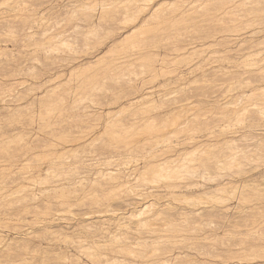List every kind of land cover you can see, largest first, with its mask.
<instances>
[{"label":"bare ground","instance_id":"obj_1","mask_svg":"<svg viewBox=\"0 0 264 264\" xmlns=\"http://www.w3.org/2000/svg\"><path fill=\"white\" fill-rule=\"evenodd\" d=\"M14 1L15 0H13L12 2ZM25 1L26 0H24V2ZM71 1L70 2L72 4L69 3L68 5L65 3L66 6L68 5L70 7H66V9H64L63 13L65 18L62 20L67 21L68 23H72L71 21L77 18L80 15V13L82 14V12L84 11V13L87 15V17H89V19L87 17L85 18L84 17L85 15L83 14L84 15L83 20L88 19V22L86 23V21L84 20L85 26H81L80 24L75 23L76 21L74 20L75 22L72 23L73 33L68 35H65L62 29L57 32L55 31V29L51 30V27H55L53 24L51 26L50 25L51 23L49 24L50 27L46 25L47 28H42L40 31L37 30V33H39L42 37L52 36V38L49 39L50 41L46 42L47 45L45 44L46 46L42 47L43 50L46 49V53H47L46 55H51V54L53 55V53H51L52 51H56L54 53L60 55V52L67 51L69 49L70 50L72 49V52H74L73 50L75 49L73 48H75L74 45L76 46L75 43L76 40L78 39L75 33H83L86 37L88 36L90 39L91 37L92 39L95 37H98L99 39V35L102 34L100 33L98 35L99 32H102L101 31L102 29L101 30L99 29L102 28L100 27V25L103 26L105 25V23L108 22L104 20L105 21L104 24L99 22L97 24L93 19L94 14L92 12L87 13V11L89 10L90 11L95 10V4L91 2H87V0L86 2L85 0H71ZM121 1L119 2L121 3ZM128 1L130 3L131 0H123L121 6H123L124 8L130 6L128 4ZM137 1L138 0H136V3ZM150 1L145 5L143 4L144 5L143 9L147 10L148 11L147 13H141V11L139 13L135 11L136 13L131 15L132 13L130 14L129 12L130 17L129 16H128L129 18H126L127 16L124 17L125 18L124 22H128V23L132 22L133 24L131 25V23H129L131 26H125L126 29L118 32V37H116L111 42L112 47L110 50L107 49L104 51L99 46L97 49V53H92V55L85 62L74 64L70 68L71 69L70 74L71 73L77 74V72H86L87 70L89 72V70H91L97 64L101 62L104 63L103 60H105L106 54L112 51L113 48L119 46V44L122 45L129 42L132 38H135L137 36L142 37V35H144V32H146L147 34V38L144 36L145 40L149 39L148 37H151L150 34H152V40H153L154 36H156L158 33L162 34L165 31L173 32L174 29H176L175 26L179 25V23H183V22L188 23V21L190 22L194 21V24L195 23L196 24L195 25L193 24L194 26L191 25V27H189V28L193 27L197 29L194 30L195 32L191 30L193 31V35L194 33H196V31H198V29L201 30V32L200 31L198 32L203 34L204 31L205 33L203 35H199V37H196L197 34L195 38L193 37L195 40L196 39L199 40L200 44L193 46L192 48L190 47L187 48L190 43L188 44V46L180 45L181 43L178 44L177 42L181 40L180 38H178V34L181 32L180 31L177 32L175 37H174L175 34H172L173 37L176 38V40L174 41L172 46H170L171 48L169 47V50L171 51L173 50V53L170 54L173 55L174 60L177 59L179 56H180L179 60L181 58H184L182 60H187L189 59V57L185 56L186 53L187 55L188 53L189 54H195L198 52L204 53V51H206L214 44H216L215 46H217V44L219 45V43L223 45V50L221 52L223 55L221 57L224 56V58L223 60L219 61L220 63H222V65L217 67L215 66L212 69L213 73L219 74V76L206 78L205 75L203 77V85L201 84L199 86H195V88L194 86H192V88L194 89L197 88L196 90L198 89L200 90V93L195 94L196 100L191 101L192 103H196L197 105L200 106L205 105L210 107L209 110L216 109L218 111L215 110L203 114L200 113L201 115L195 114L196 112L189 114L185 112L186 114L184 113L183 115H179L180 113L178 112V115H172V116H170L171 114L169 116H159V115L145 116L144 114H141L140 116H134V115L131 116L132 113L131 114L129 113L128 114L129 118H127L128 115L127 116L124 115V116L130 122L125 123L124 122L125 120H123L124 119L123 116L122 119V118H117L118 115L117 116L115 115L119 112L112 114L110 110L105 113L108 115L110 114V116L108 117L107 115H105L106 117L104 116L106 121L108 120V123L105 124L106 121L104 119L105 122L104 121L103 122L105 125L103 124V127L98 128L95 124H89L88 122H90L92 119L100 120L101 116L100 117L98 116L99 113L97 114V116H92V113L94 111L93 110L88 111L87 107L89 105L88 104L85 105V101L87 100L92 103L94 98L99 96L100 94H104L106 96V94L108 93L107 90L119 89L121 92L118 91L119 92L118 94L115 92V94L117 95L114 96L113 98L109 97L112 98L113 100L110 101L112 103L120 105L123 103V102L121 103V101L127 100V105L132 106V108L141 100H145V98L149 99L150 102L155 101L156 98L153 100L152 94L151 93L145 94L144 93L145 90L142 91L143 93H140L139 95L128 97L131 93L137 92V90L139 91L138 87H140V89L142 88L141 87L142 84L140 86H138L139 84H135L136 80L142 79L139 78L140 74L149 72L150 74L151 73L155 74V77L156 75L159 76L158 74H156L157 67L152 64L154 61L157 60L155 59V57H157L159 54L156 53L152 54L149 52L152 55V57H154V60L152 62L150 59L151 55H147L145 53L142 54L141 50L145 46L144 42L147 41L150 42L151 40L145 41L140 37H139L141 39L140 42L138 41L139 39L137 38L138 39L136 40L138 41V43L136 42L137 44L135 45L129 44L130 46H128V48L131 47V49L134 48V50L132 49L130 52L123 51L122 53H119L118 56H116L117 61L114 60L115 62L112 66L113 69L110 68L112 69L110 70V72L112 71L111 72L112 76L103 77L106 78V81L107 79L111 80L112 84L103 81V79H101L100 81L95 80V76L93 75L94 79L90 77H88L87 79H83L82 81L83 90H81L82 92L77 91V87H79L77 86L79 85L78 83L75 87L76 89L69 87L68 90L66 89L67 92H65L64 94L57 91V89L61 87L62 81L61 83L59 82V84L56 83V86L45 85L46 82L48 83L50 81V77H48V79H44L45 81L43 82L33 81L26 84L25 89L27 91L25 93L29 94L30 97L28 100L29 103H27L26 105L32 106L35 103L40 104L42 97L48 98V102L44 106L43 110L42 109L39 110L41 111L40 114L39 111L37 112V114L35 113L36 115L39 114V117L37 116L36 118L38 119V121H40V125H39L40 132H38V134L36 135L33 134L34 138L29 139L24 137L25 135L22 137V134L24 133L27 134V131L25 132L23 130L26 129V126L23 125L25 122L22 123L19 121L22 120L20 117L22 113L19 112L21 109H19L18 106H15L16 108L13 107V109H11L12 113L9 112L11 114V117L8 116L10 118L8 117L6 118L5 116L7 120L16 121V122L9 125L7 123H6L7 125H3L4 122L2 125L0 124V225L4 223L7 224L12 222L11 228H13L14 232L17 235V237L14 236V238L11 237V239H5L0 235V245L3 247L0 249V264H56V263L61 264L66 259L68 260V263L70 262V264H166L169 261H170L169 263L171 264H182V263L183 264H197V263L264 264V243L254 244L251 241V244H245L247 242H244L242 239L244 238L243 236H245L246 238L250 237V239L252 240L255 239V241H257L258 238L256 237L264 236V206L251 203V205L246 206L247 207L246 208L245 205H247V203L244 204V202H249V201L253 202L250 196L251 193L249 192H252V189H255L252 188L254 182H256L257 180L262 182V180L260 179H256L255 181V179L253 178V176H257V174L259 175L258 172L260 171H258L256 175L249 174L250 173L249 171H251L250 167L256 168L257 166L262 165L264 168V46L260 47L258 45L259 48L256 49L254 52L244 53L241 51L242 54L240 53L238 55H240L239 57H242L243 59L239 60L240 59L239 58L237 60L236 59L237 57L235 55V51L237 50V48L235 49V47L237 46L234 47V44L233 45L226 44L229 42H235L236 40H239L241 42L245 41L247 37L242 35L243 34L242 30L246 28L244 26H246L247 24L249 26V24L255 23L257 25V27L254 28L256 29L255 32H260L261 30L260 25L261 23L264 24L263 21L264 19L261 20L262 19L261 14H264V0H226V2H224L222 5L218 3L217 6H215L216 4H214V2L220 0H157V2H154V0L153 2ZM21 2L20 4H22ZM64 2H68V1H64ZM16 3H18V1ZM102 3L103 4L101 3L100 4L102 7H104L105 6L104 1ZM250 3H254L255 7L253 6L254 7V8L252 7L253 9L248 7ZM63 4L64 3H62V5ZM107 4H109V2H107ZM113 4L115 5L116 3ZM17 6H21V5H19L18 3L16 7ZM209 6L210 7L214 6L213 9L210 8L211 11L214 9L216 11L221 10L219 13L215 12L214 10L215 14H213L212 12L213 17L210 18L212 24H214L217 21L222 23L228 22L227 25L212 26V24H210L211 22H209V24L211 25L210 26L208 25L207 22V25L205 27V25L203 26V24L202 25L197 24L200 23V21L203 22L205 21L202 19L201 20L198 19V21H195V18H197V16L204 15L201 14L203 12L200 13L199 11H201L202 9L207 10ZM25 8L24 10H26ZM248 8L252 9L253 11L251 12L250 9ZM7 10L9 11V9ZM115 10H113V12L116 14ZM208 12L209 11H207L206 13L208 14ZM25 13H27V11H25ZM212 14L211 13L208 14L209 17ZM18 15L19 14H17V16ZM107 15L110 14L107 13ZM40 17H42V15H40ZM224 19H227V21H225ZM19 21L20 20L18 21L16 20L17 24ZM56 23H58V21L54 22V24ZM6 25L3 24V27ZM23 25L24 24H22V26ZM113 25L116 26V23H114ZM149 25H152V27H150ZM180 25L182 26V24ZM187 26H185V28ZM198 26L200 28H198ZM29 27H27V29H29ZM82 27L86 29L84 30ZM9 29H11L10 30L11 32H14V30H12L13 27L10 26ZM113 29L112 30L109 29V31L107 32L113 31ZM178 30L179 29H176V31ZM5 32L7 34V31ZM23 32L27 38L33 37L34 33H36V31L34 30L27 31L26 29H24ZM186 33L188 34L187 31ZM245 33L248 34L247 32ZM187 34L186 36L191 35L190 32L189 35ZM171 37H169V39L173 41ZM163 38L161 37V40ZM35 39L36 38H34V40ZM81 40H83V44H84V39L81 38ZM155 40L158 41L156 38ZM33 41H29V42H33ZM100 41H96V43L99 44ZM251 41L252 40H250V42ZM260 41L264 42V35ZM260 41L257 40V44ZM88 43L89 42L86 43L85 40V44L88 45ZM100 43H102V41ZM167 45L169 46L170 44L168 43ZM251 45H253L254 48L256 47L254 43H252ZM125 46L126 44L124 45V48ZM148 46L146 45V47ZM118 48H120V46ZM248 48L250 50V47L247 46L246 49ZM180 49L186 50V52H183V54L181 55ZM189 49L191 51H189ZM6 51H7L6 47H3L0 44V55L5 54ZM115 51H117L116 48ZM237 51L236 53H238ZM212 52L213 51H211L210 54H212ZM217 52L215 53L216 54L220 53L219 51ZM230 52H233V54L231 55ZM170 54L165 53L164 55H166L165 57H168L170 56ZM206 54L209 55L208 52ZM195 55L194 57L196 59ZM208 55H207V60H208ZM38 57H36L35 55L34 59L38 60ZM48 58L51 60L50 57ZM191 58H193V56ZM125 59H127V61L129 62L130 67L131 65L136 63L137 60L139 61L142 60L143 62L139 64L140 69L138 71L136 70L135 67V65L137 66V64L133 66V68L135 67V69L133 68L128 69L129 67H127L126 65L127 69L125 70L124 67ZM171 59L172 58H170L169 60ZM205 59L206 58H204V60ZM61 60L64 59L61 58ZM204 60L202 61L199 60L200 62H202L201 63L202 65ZM147 61L151 63L149 64ZM216 61L217 60L215 58V62ZM146 62L147 64L145 65ZM223 62L226 64L228 63V65L223 64ZM111 63H113V61ZM178 63L179 62H177L176 64ZM208 63H206V66ZM184 64L189 65L188 70H191L190 69L191 65L188 63V61H186ZM166 65H164V70L167 67ZM193 65L195 66L194 63ZM172 66L174 65L172 64ZM172 66H170V68ZM203 67H205V64L203 65ZM28 68H30V70L32 71L34 70L35 67L29 66ZM193 68L190 71V73L194 70ZM158 69L160 70L159 71L160 73H164V72L166 73V71H162L163 68H161L160 66ZM170 70L172 71V69ZM101 71L103 72L104 70L102 69ZM126 71L128 72L126 73ZM107 72L105 75L107 74L109 75V72L108 73ZM29 73L27 76H29ZM171 73H174V71H172ZM100 74L101 72L99 71L97 75ZM129 74L131 75L134 74V75L132 77ZM191 74H193V72ZM150 78L153 79V75H150ZM181 78L182 77H180V79ZM69 79H71L70 82ZM69 79L65 80L66 82L68 80V83L66 84L71 83L72 77H69ZM74 79L77 80L76 77ZM142 80H140V83L145 82ZM192 81L197 82L195 80ZM252 81L256 82V84L251 85ZM164 83H166V85L168 84L167 82ZM171 85L173 84L171 83ZM190 85L191 84H189V86ZM35 88L40 89V96L36 94L37 97H34L35 93L33 92V90ZM160 91L162 90L160 89ZM179 91L180 90H178V93ZM23 92L18 91L16 96H20ZM164 92L167 93L165 89ZM176 92L177 91H174L175 94ZM146 93H148L147 90ZM70 95L73 96L72 101H69L70 99L68 100ZM162 96L163 99L161 97L160 98L164 100V102L166 101L165 103L168 104L171 101V99L169 97H166V95H162ZM192 96L193 95L191 96L189 95V97ZM176 98L177 97H174V99L172 98L173 99L172 103L177 102ZM103 99L101 98L100 101H102ZM177 99H179L180 101L181 98H177ZM187 100H189V98H186V100H182L181 103ZM104 101L103 103H105ZM30 108L28 109L29 112L32 113L35 111V109L33 108L30 109ZM37 108H39V105ZM159 108L161 109L163 107H159ZM184 109L182 107V110ZM28 110L27 111L24 110V111L28 112ZM70 110L76 111L75 115L73 114H71L73 116L66 115V113L68 112H74ZM199 110L201 112V109ZM79 112H81V115L79 114ZM143 112L146 113V111ZM175 114H177V112H175ZM35 116L31 115V117L29 118L30 122L36 119L34 118ZM3 117L4 116H2V118ZM121 119L123 120V122L121 121ZM26 121H28V118ZM62 122H67V124ZM18 123L19 125H17ZM197 125L201 127L203 126L204 129L199 127L202 130L200 132L198 131L199 129H197V132H199L200 134L197 133V135H195L196 130L193 128L194 127L197 128L198 127ZM19 129H21V131H18ZM191 131L192 132L194 131L195 134L194 133L191 134L192 133ZM30 132L31 131L29 130V133ZM188 132L191 133L188 135ZM30 136L28 135V137ZM184 144H188L189 146H183ZM39 158H41L42 161L40 164H37V167L35 166L38 172L37 175L39 177L38 180L39 185L38 187H36L37 191L36 190L34 191L33 190L34 188L31 189L26 186L24 187L25 185L24 182L25 180L27 182L28 180H31L33 178L38 179V177L37 176L33 177L32 174L25 171V169H23L22 171L21 169L22 167H20V165L24 166L27 169L28 165L26 167L25 164L28 161L29 162L33 161L34 163L35 160L38 161ZM134 160L139 161V163L133 164L131 166V162ZM25 161L27 162L24 164L23 162ZM31 166L32 165H30V167ZM32 167L35 168L34 165ZM263 171L264 170H262L261 173H263ZM130 177H132L134 181H129ZM37 179L35 182H37ZM262 183L260 185L259 182V186H263ZM29 184L32 185L31 182ZM257 186L258 184H256V187ZM247 189L248 191L249 190L250 191L248 192ZM256 190L257 189H255L254 191ZM263 191L264 190L262 189V192ZM246 192L249 193V195L246 194ZM255 194L256 193L252 195ZM149 196L151 197L158 196L160 199L162 198V200L165 199L166 204L169 205H171L172 199L176 201L181 200L183 201L182 204L184 202L187 204V207L184 206L176 207L174 205H173L174 207H169L170 211L171 209L174 210V212L171 211L172 213L177 214V217H175V214L169 213L168 209L166 210V212L168 211V213L164 212L163 208L162 207L160 208V206L159 208L156 209L154 207L155 202H152L150 205L144 204L147 197ZM260 196L261 195H259V197ZM254 198L257 199L258 195L257 197ZM36 200H41L42 202L40 203L42 205H39L40 203L32 205V202L33 201L35 202ZM113 201L115 202L117 201V203L120 201L121 204L124 205V208L126 207L130 210L131 217L136 216L139 218L138 224L136 223L137 225L134 226L136 228H132L130 226L131 222L129 220L128 221L126 220L125 221L126 223L124 222V224H122L123 227H125V229H123L122 232L121 231L116 232V230L109 231L108 222L110 221V218H107L106 215L103 214L113 210L111 209L112 207L111 205ZM151 205H153V207H150ZM243 208L247 209V211L246 212L243 211ZM22 213H31L34 218L30 222L35 221L37 224H39L40 228L37 226L38 229L35 230L30 229L31 231L29 232L22 230L23 226L21 229L20 223L25 220ZM165 213L168 215H165ZM203 216H205L204 219L206 220V222L203 221V219L201 218ZM245 216L246 218L251 217V219L249 222L244 223L243 229H241L242 227H239V224L235 222L236 221L235 218L237 219L239 218L240 220L241 217L245 218ZM189 217H193V219L194 217L197 218L200 217L202 219L201 222H204L203 225L205 224L207 226L208 224L209 227L208 231L210 230L211 231L210 233L214 235L213 237L216 238V242L217 239L221 241L223 240V242H225L224 240H227L225 242V247H231L232 245L236 246V244H233L234 241L231 242V244L226 245V243L229 242L228 240L234 239L236 235L238 236L241 235L239 239H241L240 241L243 242L241 243L240 241L235 240L236 241L235 243L238 242L237 243L238 247L236 251L232 253L230 250L231 252L230 256H228V254L226 255L228 256L227 257L228 260L225 259L226 261H222V262L210 260V259L209 261L202 259L204 261L197 262L200 259L196 261L194 260L195 259L194 256L193 257L194 259L192 258L194 260L193 261L190 257L191 256L190 254H188L190 255L189 256L190 258L187 257V260L186 258L185 260L179 258V253L169 254V252H166L167 248L168 250H170L171 248H181L182 245L177 244V242H181V241L183 242L186 239L190 240L192 239V237L194 239L195 238L197 239L198 237V235L197 237L194 236L189 237L186 236V233H193V232L198 233V231H201L203 229V227L201 228L197 226L198 224L200 225V222L199 223L197 222L199 219L196 220L197 218L194 219L196 221L191 220L194 223L197 222V224L194 225L193 223L194 226L191 225L192 227L191 226L188 227L187 224L189 222L188 220ZM191 221L190 223L192 224ZM214 221L216 223V226ZM135 222L133 221V223ZM116 223L117 226L120 224L118 221ZM117 226H115V228ZM133 229L134 231H136L135 232L136 234L131 233ZM33 233L34 235L35 233L37 234L35 235L36 237L37 236L41 237L47 241L56 239V242H58L57 240H59L60 242H63L64 244V246L62 245L63 248L65 247L69 249L68 247H70L71 248L70 250L73 249L75 253H69L65 250H61V247L54 245L57 248L51 246V248L52 247L54 248L52 251H49V249L47 250V248L45 249L42 248L40 251L44 254H42L41 257L39 256L41 259L37 260L34 257L35 254L34 255L30 254L29 256H27L26 250L25 253H19L14 251L10 252L8 250L6 252L4 251V249L6 248L5 246L9 248L8 246L10 245L11 241H13L15 244L17 242L16 245L27 249L28 247L27 245L29 244V242L32 239L36 238L33 235ZM210 233L208 232V234ZM37 240L40 239L38 238ZM189 240H187L186 243ZM197 240L199 241V239ZM203 241L205 242V240ZM49 242L51 243L52 241ZM184 242H183L184 244L183 246L191 247L189 249L199 248L198 247L199 245H197V241L196 242L193 241L192 243H187V244H185ZM205 244L208 246L207 243ZM222 244L223 243H220L219 245ZM201 245L200 247L202 248L203 245L202 246ZM205 247L206 246L204 245V248ZM210 247L216 248L214 245H210ZM207 248H205L204 250H206ZM21 250L23 251V249ZM32 250H30L29 252H31ZM195 250L198 251V249ZM208 251L210 253L209 255H211L216 250H214L213 252L211 251L212 253L210 252L209 249ZM37 252L39 251L37 250ZM201 252H205V251H202L201 249ZM203 255L209 256L206 254V252ZM218 255L220 256V254ZM211 256L209 257L210 258L215 257V255L214 256L211 255ZM223 256L222 259L225 258V256L224 258ZM81 257L85 258L86 262L83 261ZM57 260L58 261L62 260V261L58 262Z\"/></svg>","mask_w":264,"mask_h":264},{"label":"rangeland","instance_id":"obj_2","mask_svg":"<svg viewBox=\"0 0 264 264\" xmlns=\"http://www.w3.org/2000/svg\"><path fill=\"white\" fill-rule=\"evenodd\" d=\"M1 2H0V6H1V4H2V6L0 7V44L3 46V47H6V49H7V51H6V53L5 54H1L0 55V124L2 125L3 124V122H4V124L3 125H9V124H13V123H15L16 121H10V120H7L6 118L8 117V116H10L11 117V114L10 113H12L11 111V109H13V107H15V106H18L19 107V109H21L19 112L20 113H22V115L20 116L21 117V119L23 120H19L20 122H22V123H24L23 125L24 126H26V129H23L25 132L27 131V134H25L24 133V131H23V133L24 134H22V137L24 136V137H26V138H29V139H31V138H34V135H36V134H38V132H40V127H39V125H40V121H38V119L36 118L37 116L39 117V114H40V112L41 111H39V110H43L44 109V106L47 104V102H48V98H46V97H42L41 98V103L39 104V103H35L34 105H26L27 103H29L28 102V100H29V94H26L25 92L27 91L26 89H25V86H26V84H28V83H30V82H33V81H37V82H43V81H45L44 79H48V77H50V81L47 83L46 82V84L45 85H52V86H56V83L57 84H59V82L61 83V81H62V84H61V87H59L58 89H57V91H59L60 93H62V94H64L65 92H67V90H68V88L69 87H72L73 89H76L75 87H76V85L79 83V85H77V86H79V87H77V91L78 92H82L81 90H83V87H82V81H83V79H87L88 77H90V78H92V79H94V76H95V80H101V79H103V81H106V78H103V77H110V76H112L111 75V72H110V70H112L113 69V64H114V62L115 61H117V59H116V56H118V54L119 53H122L123 51H128V52H130L132 49L134 50V48H132L131 49V47L130 48H128V46H130L129 44H133V45H135V44H137L138 43V41L140 42V40L141 39H144L145 40V37L147 38V34H146V32H144V35H142V37H140V36H137V37H135V38H132L129 42H127V43H125L126 44V46H125V48H124V45L125 44H122V45H120L119 44V46H120V48H118L119 46H117V47H115L116 49H117V51H115V48H113L112 49V51H110V52H108L107 54H106V58H105V60H103L104 61V63L103 62H101V63H99V64H97L96 66H94L91 70H89V72H88V70L86 71V72H77V74L76 73H71L70 74V71H71V67L74 65V64H78V63H82V62H85L91 55H92V53H97V49H98V47L100 46L101 48H102V50H107V49H111V47H112V41L116 38V37H118V32H120V31H123L124 29H126L125 28V26H131L133 23L132 22H129V23H131V25L128 23V22H124V17L125 16H127L126 18H129L130 16H129V12H130V14L131 15H133L134 13H136L135 11H137V12H139L140 13V11H141V13H147L148 11L147 10H144L143 9V6L145 5V4H147V3H149V1L148 0H141V1H137V3H136V0H131L130 1V3H129V1H128V4L130 5V6H128L127 8H124L123 6H121V4H122V1L121 0H110V1H108V0H94V2H93V0H87V2H91V3H93V4H95V10L93 11H87V13L88 12H92L93 14H94V16H93V19H94V21L98 24V22L99 23H102V24H104V22L105 21H108L107 23H105V25H103V26H101L100 25V27H102V28H99L102 32H99L98 33V35L100 34V33H102V34H100L99 35V39H98V37H95V38H93L92 39V37H91V39L93 40H91L88 36L86 37L83 33H75L76 35H77V40H76V46L74 45V47L75 48H73V49H75V50H73L74 52H72V49L69 51V50H67V51H64V52H60V55L59 54H57V53H54V52H56V51H52L51 53H53V55L51 54V55H46L47 53H46V49H44L43 50V46H46L47 44H46V42H49L50 40V38H52V36H50V37H47V36H44V37H42L39 33H37V30L38 31H40L42 28H47V26L48 27H50V25L52 26V24L55 26V27H51V30L52 29H55V31L57 32V31H59V30H63V32H64V34L65 35H68V34H71V33H73V27H72V23L73 22H75V23H77V24H80L81 26H85V21H86V23L88 22V19H89V17H87V15L84 13V11L82 12V14L80 13V15L82 16H78L77 18H75L73 21H71L72 23H68L67 21H64V20H62V19H64L65 18V16H64V9H66V7H70V6H68L69 5V3L70 4H72L71 2V0H26L25 2H24V0H20V2L22 3V4H20V2H19V0H15L14 2H12L13 0H11V1H7V0H0ZM18 1V3H19V5H21V6H17L16 7V5H18V3H16ZM64 1H68V2H64ZM71 1V2H70ZM104 1V4H105V6L104 7H102L101 6V4H103L102 2ZM109 2V4H107V2ZM117 1V2H116ZM119 1H121V3L119 2ZM6 2V3H5ZM24 2V3H23ZM85 2H86V0H85ZM97 2V3H96ZM106 2V3H105ZM139 2V3H138ZM143 2V3H142ZM150 2H153V0H151ZM154 2H157V0H154ZM221 2V3H220ZM224 2H226V0H220V1H216V2H214V4H216L215 6H217L218 5V3L220 4V5H222ZM62 3H64L63 5H62ZM65 3L66 4H68L67 6L65 5ZM101 3V4H100ZM113 3H116L115 5L113 4ZM132 3V4H131ZM6 5V7H5V5ZM15 4V5H14ZM111 4V5H110ZM119 4V5H118ZM144 4V5H143ZM131 5H132V7H131ZM142 5V6H141ZM219 5V6H220ZM14 8H12V7ZM23 6H25V7H23ZM64 6H65V8H64ZM254 6V3H250L249 5H248V7H250V8H252ZM9 7V8H8ZM19 7V8H18ZM63 7V8H62ZM102 7V8H101ZM123 7V8H122ZM141 7V8H140ZM213 7L214 6H209L208 7V9L207 10H205V9H202L201 11H199L200 13L201 12H203V13H201V14H204V15H200V16H197V18H195V21H198V19L199 20H205L204 22L203 21H200V23H197V24H203V26L205 25V27H206V25H207V22H208V25H210V24H212V22L210 21V18L211 17H213V14H215V12H220L221 10H218V11H216L215 9V12H214V10H212L211 11V9H213ZM255 7V6H254ZM253 7V8H254ZM22 8H23V10H22ZM24 8L26 9V10H24ZM62 8V9H61ZM108 8V9H107ZM121 8H122V10H121ZM128 8H129V10H128ZM139 8V9H138ZM211 8V9H210ZM250 8H248V9H250ZM252 8V9H253ZM2 9V10H1ZM4 9V10H3ZM6 9V10H5ZM7 9H9V11L7 10ZM28 9H29V11L30 10H32V11H30V13H29V11H28ZM61 9V10H60ZM108 10V11H106V10ZM115 9H117L118 10V12H117V10H115ZM120 9V10H119ZM126 9V10H125ZM131 9V10H130ZM136 9H138V10H136ZM252 9H250V11L252 12L253 10ZM22 12H21V11ZM35 10V11H34ZM113 10H115L116 11V14L113 12ZM127 10H128V12H127ZM25 11H27V13H25ZM105 11H106V13H105ZM121 11V12H120ZM122 11H125V12H122ZM207 11H209L208 12V14H212V12H213V14L209 17V15L206 13ZM13 12V13H12ZM102 12V13H101ZM120 12V13H119ZM248 12V11H247ZM107 13H109L110 15H107ZM119 13V14H118ZM123 13H126V14H123ZM17 14H19L18 16H17ZM85 16H84V15ZM123 14V15H122ZM15 15V16H14ZM33 15H34V17H33ZM40 15H42V17H40ZM104 15V16H103ZM115 17H114V16ZM116 15H118V16H116ZM121 15H122V17H121ZM22 16V17H21ZM29 16H32V17H29ZM83 16L86 18H88V19H84L83 20ZM103 16V17H102ZM109 16V17H108ZM129 16V17H128ZM203 16V17H202ZM25 17H26V19H25ZM29 19H28V18ZM40 17V18H39ZM17 18V19H16ZM20 18H23V19H20ZM41 19V20H39V19ZM101 18V19H100ZM105 18V19H104ZM122 18V19H121ZM261 20H263L264 19V14H261ZM34 19V20H33ZM35 19H36V21H35ZM81 19V20H80ZM99 19V20H98ZM110 19H113V20H110ZM206 19H207V21H206ZM208 19H209V21H208ZM16 20L18 21V20H20L19 22H18V24H17V22H16ZM27 20V21H26ZM38 20V21H37ZM82 20H83V22H82ZM105 20V21H104ZM120 20V21H119ZM123 20V21H122ZM225 21H227V19H224ZM12 21V22H11ZM55 21H58V23H56V24H54V22ZM113 21H116V22H113ZM264 21V20H263ZM27 22V23H26ZM30 23V25H29V23ZM39 22V23H38ZM41 22V23H40ZM209 22H211L210 24H209ZM38 23V24H37ZM51 23V24H50ZM114 23H116V26L115 25H113ZM120 23H122V24H120ZM124 23V24H123ZM221 23V24H220ZM227 23L228 22H226V23H222V22H215L214 24H212V26H220V25H223V26H225V25H227ZM252 23V22H251ZM3 24L4 25H6V24H8V25H6V26H4V27H6V28H4L3 27ZM17 24V25H16ZM22 24H24L23 26H22ZM42 24V25H41ZM50 24V25H49ZM180 24H182V26L180 25ZM194 24V21H188V23L187 22H183V23H179V25H177V26H175L176 27V29H179L178 31H176V29H174V31L171 33L170 31H168V32H163L162 34L161 33H158L157 35H158V37H157V35L156 36H154V38H153V40H152V34H150V36L151 37H148L149 39H146L145 41H147V40H151L150 42H144L145 44V46L142 48V50H141V52H142V54H147V55H151L150 53H156V54H159L157 57H155V59H157L156 61H154L152 64L154 65V66H156L157 67V72H156V74H158L159 76H157L156 75V77H155V74H153V73H149V72H147V73H144V74H140L139 75V78H142V79H140V80H142V81H145V82H141L140 83V80H136L135 81V84H139L138 86H140L141 84L142 85H144V86H142L141 85V89H140V87H138L139 88V91L137 90V92H133V93H131L128 97H133V96H136V95H139L140 93H143L142 91H144L145 90V94H152V99L154 100L155 98V101L154 102H150L149 101V99H147V98H145V100H141L140 102H138L135 106H133V108H132V106H128L127 105V100H124V101H121V103L122 104H115V103H112L110 100H112V98L114 97V96H116L119 92L118 91H120L119 89H113V90H107V94H106V96L104 95V94H100L99 96H97V97H95L94 98V100H93V102L91 103V102H89V101H85V105H89L87 108H88V111L89 110H93L94 112L92 113V116H97V114H98V116L100 117L101 116V118H100V120H91L90 122H88L89 124H95L98 128H101V127H103V124H104V122L106 121V119L104 118V116L105 115H107V117L108 116H110V114L108 115V114H105L107 111H110L111 110V113L112 114H114V113H117V112H119V113H117V114H115L116 116H117V118H122V116H123V120H125L124 122L125 123H129L130 121H128L127 120V118H129V113L131 114V116H140L141 114H144L145 116H169L170 114V116H172V115H178V112L180 113L179 115H183L185 112L186 113H193V112H196L195 114H198V115H201V114H203V113H206V112H211V111H215L214 109H212V110H209L210 109V107H208V106H205V105H202V106H200V105H197L196 103H192L191 101H193V100H196V96H195V94H198V93H200V90L198 89V90H196V89H194L195 88V86H199V85H203V77L206 75V78L207 77H209V78H212L213 76H219V74H216V73H213V68L216 66H221L222 65V63H220L219 61H221V60H223V58H224V56L223 57H221L223 54L221 53L222 52V50H223V45L222 44H220L219 43V45L217 44V46H215L216 44H214V45H212L210 48H208L206 51H204V53L202 52V53H200V52H198V53H195V54H189L188 53V55H187V53L185 54V56L187 57H189V59H187V60H182V59H184V58H181L180 60H179V57L177 58V59H175V60H177V61H175L174 59H173V55L172 54H170V53H173V50L171 51V50H169V47L170 46H172V44L174 43V41L176 40V38H174L175 36H176V34H177V32H180L179 34H178V38H180L181 40L179 41V42H177L178 44H180V45H186V46H188V44L190 43V44H192V45H190L189 44V46L187 47V48H192L193 46H196V45H198V44H200V42H199V40H195L194 38H195V36H196V34H197V36L196 37H199V35H203V34H205L204 33V31H203V34L202 33H200L201 32V30H199L198 29V31H200V32H198V31H196V33H194V35H193V31L194 30H197V29H195V28H189V27H191V25L192 26H194L193 25ZM47 25V26H46ZM107 25H108V27H109V29L110 30H112L113 28V31H110V32H107V31H109V29H108V27H107ZM110 25V26H109ZM113 25V26H112ZM184 25V26H183ZM188 25V26H187ZM190 25V26H189ZM229 25V24H228ZM254 25H256L255 23L254 24H249V26H248V24L246 25V26H244V27H246V28H244L243 30H242V35L243 36H246L247 38H248V40H247V38H246V42L245 41H243V42H241V41H239V40H236L235 42H229V43H226V44H230V45H233L234 44V47L235 46H237V47H235V49L237 48V52L238 53H236V51H235V55H236V59L238 60L239 58V60H241V59H243L242 57H239L240 55H238V54H240L241 53V51L242 52H244V53H248V52H254L256 49H258L259 48V46L261 47V46H264V42L263 41H260L261 40V38L263 37V35H264V29H263V27H264V24L263 23H261V25H260V32H255L256 31V29H254L255 27H257V25L256 26H254ZM7 26H8V28H7ZM10 26L11 27H13V29L12 30H14V32H15V34H14V32H11L10 30L11 29H9L10 28ZM26 26V27H25ZM30 26V27H29ZM32 26V27H31ZM37 26V27H36ZM41 26V27H40ZM123 26H124V28H123ZM150 27H152V25H149ZM148 26V27H149ZM185 26H187L186 28H185ZM211 26V25H210ZM251 26V27H250ZM253 26V27H252ZM27 27H29V29H27ZM40 27V28H39ZM111 27V28H110ZM113 27V28H112ZM178 27V28H177ZM31 28V29H30ZM38 28V29H37ZM84 30L86 29V28H84V27H82ZM108 30H107V29ZM119 28V29H118ZM123 28V29H122ZM184 28H185V30L188 32V34L186 33V31L184 30ZM198 28H200L199 26H198ZM23 29V30H22ZM24 29H26L27 31L28 30H34V31H36V33H34V35H33V37L34 38H36L35 40H34V38L33 37H26V35L24 34ZM58 29V30H57ZM82 29V30H83ZM104 29H106V30H104ZM263 29V30H262ZM103 30H104V32H106V33H104L103 32ZM119 30V31H118ZM191 30H193V31H191ZM248 30V31H247ZM5 31H7V34H6V32ZM185 31V32H184ZM262 31V32H261ZM13 33V34H11V33ZM112 32V33H111ZM114 32V33H113ZM189 32H190V34L191 35H189ZM195 32V31H194ZM245 32H247L248 34H246ZM250 32V33H249ZM52 33H55V32H52ZM110 33V34H109ZM181 33H182V36H181ZM185 33V34H184ZM254 33V34H253ZM258 33V34H257ZM11 34V35H10ZM104 34H107V35H104ZM112 34V35H111ZM164 34V35H163ZM168 34H171V35H168ZM172 34H175L174 35V37H173V35ZM186 34L187 35H189V36H186ZM250 34V35H249ZM253 34V35H252ZM40 35V36H39ZM50 35V34H49ZM79 35V36H78ZM111 35V36H110ZM114 35V36H113ZM159 35H162V36H159ZM166 35V36H165ZM16 38H15V37ZM83 36V37H82ZM101 36V37H100ZM109 36V37H108ZM145 36V37H144ZM171 37L172 39H173V41L172 40H170L169 39V37ZM180 36V37H179ZM184 36V37H183ZM186 36V37H185ZM192 36V37H191ZM40 37H41V39H40ZM103 37H105V38H103ZM141 39H140V38ZM161 37L163 38V37H168L167 39H169V40H167L166 38H163L162 40H161ZM181 37H183V38H181ZM188 37H190V38H188ZM194 37V38H193ZM250 37H251V39H250ZM31 38V39H30ZM81 38H83L84 39V44H85V40H86V43L87 42H89L90 43V45H89V43H88V45L87 44H83V40H81ZM87 38H89V39H87ZM139 40H138V39ZM151 38V39H150ZM155 38L158 40V41H156L155 40ZM186 39V41H185V39ZM44 39V40H43ZM133 39H135V40H133ZM260 39V40H259ZM33 41V42H29V41ZM40 40V41H39ZM46 40H48V41H46ZM102 41V43H100L101 41ZM136 40H138V41H136ZM161 40V41H160ZM189 40H191V41H189ZM250 40H252L251 42L252 43H254V45L256 46L255 48H254V46L253 45H251L252 43L250 42ZM257 40L258 41H260V42H258V44H257ZM96 41H100L99 42V44L98 43H96ZM109 41V42H108ZM133 41V42H132ZM183 41V42H182ZM35 42V43H34ZM40 42H42V43H40ZM137 42V43H136ZM152 42V43H151ZM156 42H159V43H156ZM170 44L169 46L167 45L168 43ZM185 42V43H184ZM248 42H250V43H248ZM91 43H92V45H91ZM95 43V44H94ZM109 43V44H108ZM111 43V44H110ZM150 43V44H149ZM156 43V44H155ZM164 43V44H163ZM195 43V44H194ZM261 43V44H260ZM35 44V45H34ZM46 44V45H45ZM96 44H97V46H96ZM101 44V45H100ZM153 44V45H152ZM237 44V45H236ZM239 44V45H238ZM257 44V45H256ZM37 45V46H36ZM94 45V46H93ZM133 45H131V46H133ZM146 45L148 46V47H146ZM155 45V46H154ZM158 47H157V46ZM160 45V46H159ZM221 45V46H220ZM241 45H243V46H241ZM248 47H250V50H249V48L248 49H246L247 48V46ZM259 45V46H258ZM40 46V47H39ZM150 46H152V47H150ZM215 46V47H214ZM239 46V47H238ZM38 47V48H37ZM76 47H77V49H76ZM162 47V48H161ZM168 47V48H167ZM213 47V48H212ZM221 47H222V49H221ZM35 48V49H34ZM106 48V49H105ZM124 48V49H123ZM145 48V49H144ZM147 48V49H146ZM151 48V49H150ZM171 48V47H170ZM198 48V47H197ZM244 48V49H243ZM253 48V49H252ZM36 49H38V50H36ZM118 49H120V50H118ZM129 49V50H128ZM218 49V50H217ZM252 49V50H251ZM43 50V51H42ZM122 50V51H121ZM147 50V51H146ZM215 51V52H217V51H219L220 53L219 54H216L215 52L213 53L212 52V54H210V52L211 51ZM245 50V51H244ZM247 50V51H246ZM249 50V51H248ZM35 51V52H34ZM38 51H40V52H38ZM78 51V52H77ZM189 51H191L190 49H189ZM188 51V52H189ZM44 52H45V54H44ZM77 52V53H76ZM150 52V53H149ZM180 54L182 55L183 54V52H186V50H183V49H180ZM209 53V55L208 54H206V53ZM75 53V54H74ZM167 54V53H169L170 54V56H168V57H165L166 55H164V54ZM199 53H200V55H199ZM218 53V52H217ZM231 53V55L233 54V52H230ZM44 54V55H43ZM114 54H115V56H114ZM242 54V53H241ZM35 55H36V57H38V60H35L34 58H35ZM108 55V56H107ZM194 55L196 56V59H195V57H194ZM199 55V56H198ZM207 55H208V60H207ZM215 55V56H214ZM219 57H218V56ZM44 56V57H43ZM63 56V57H62ZM193 56V58H191ZM201 56V57H200ZM211 56V57H210ZM48 57H50L51 58V60L48 58ZM109 57H111V58H109ZM151 57H152V55H151ZM150 57V59H151V62L154 60V57H152L151 58ZM184 57V56H183ZM197 57H199V58H197ZM206 58L205 60H204V58ZM212 57H214V58H212ZM61 58H63L64 60H61ZM109 60H108V59ZM162 60H160V59ZM170 58H172L171 60H169ZM192 60H191V59ZM202 58V59H201ZM212 58V59H211ZM215 58H216V62H219V63H216L215 62ZM46 59V60H45ZM48 59V60H47ZM53 59H55V60H53ZM60 59V60H59ZM220 59V60H219ZM50 60V61H49ZM113 61V63H111L112 61ZM115 60V61H114ZM202 61V60H204V62H203V65L205 64V67H203V65L201 64L202 62H200V61ZM210 60V61H209ZM214 60V61H213ZM106 61H107V64H106ZM109 61V62H108ZM125 61V63H124V67H125V70L127 69L126 68V65H127V67H129L128 69H132L133 68V66L135 65V64H137V66L135 65V67H136V70L138 71L140 68H139V64H141L143 61L142 60H137V62L136 63H134L133 65H131V67H130V64H129V62L127 61V59H125L124 60ZM174 61V62H173ZM186 61H188V63L190 64L191 62V70H192V68L194 69L192 72H193V74H191L190 73V71L191 70H188V66L189 65H186V64H184ZM196 61H198V62H196ZM207 61V62H206ZM139 62V63H138ZM148 62V61H147ZM147 62L145 63V65L147 64ZM151 62H148L149 64L151 63ZM168 62V63H167ZM173 62V63H172ZM177 62H179L178 64H176ZM183 64H182V63ZM208 63L207 64V66H206V63ZM211 62H212V64H211ZM213 62H214V64H213ZM103 63V64H102ZM110 63V64H109ZM128 63V64H127ZM155 63V64H154ZM166 63H167V65H166ZM171 63V64H170ZM193 63L195 64V66H196V68H195V66L193 65ZM200 63V64H199ZM172 64L174 65V66H172ZM223 64H225V65H228V63L226 64V63H224L223 62ZM230 64V63H229ZM129 65V66H128ZM164 65H166L167 67V70H166V68H165V70H164ZM172 66L171 68H170V66ZM201 65H202V67H201ZM29 66H34L35 68H34V70H30V68H28ZM103 66H105V67H103ZM159 66L161 67V68H163L162 69V71H166V73L164 72V73H160L159 71ZM193 66V67H192ZM135 67L133 68V69H135ZM177 67V68H176ZM183 67V68H182ZM96 68V69H95ZM106 68V69H105ZM110 68H112V69H110ZM138 68V69H137ZM29 69V70H28ZM104 70L103 72L101 71V70ZM170 69H172V71H174V73H171L172 71L170 70ZM178 69H179V72H178ZM170 72H169V71ZM175 70H177V71H175ZM181 70V71H180ZM184 70V71H183ZM188 72H187V71ZM198 70V71H197ZM206 70V71H205ZM210 70V71H209ZM30 73H32V74H30ZM99 71L101 72V74L100 75H97V73H99ZM109 72V75L107 74V75H105L106 74V72ZM116 71V70H115ZM194 71H196V72H194ZM26 72H27V74H26ZM105 72V73H104ZM107 72V73H108ZM128 71H126V73H127ZM168 72V73H167ZM204 72H205V74H204ZM28 73H29V76H27L28 75ZM81 73V74H80ZM94 73V74H93ZM96 73V74H95ZM181 73V74H180ZM209 73V74H208ZM34 74V75H33ZM74 74H75V76H74ZM168 74V75H167ZM190 74V75H189ZM33 75V76H32ZM78 75V76H77ZM90 75V76H89ZM94 75V76H93ZM130 76H132L133 77V75L134 74H129ZM145 75V76H144ZM150 75H153V79H151L150 78ZM181 75V76H180ZM192 75V76H191ZM199 75V76H198ZM33 78H32V77ZM99 76V77H98ZM167 76V77H166ZM177 78H176V77ZM197 76V77H196ZM69 77H72V81H71V83H69V84H66V83H68V80H67V82L65 81L66 79H69ZM77 78V80L76 79H74V78ZM80 77V78H79ZM178 77H179V80H178ZM180 77H182L181 79H180ZM196 79H195V78ZM144 78H146V79H144ZM150 80H149V79ZM158 78V79H157ZM187 78V79H186ZM193 78V79H192ZM200 79V80H198V79ZM163 79V80H162ZM175 79V80H174ZM184 79V80H183ZM201 79H202V81H201ZM24 80V81H23ZM70 80L71 79H69V82H70ZM152 80V81H151ZM158 80V81H157ZM162 80V81H161ZM166 80V81H165ZM175 81V82H173V81ZM191 82H190V81ZM192 80H195V81H197V82H193ZM79 81V82H78ZM151 81V82H150ZM187 81V82H186ZM201 81V82H200ZM106 82H109L110 84H112V81L111 80H109V79H107V81ZM150 82V83H149ZM163 84H162V83ZM164 82H167L169 85H171V83L173 84V85H171V86H169L168 84L166 85V83H164ZM182 82H183V84H182ZM190 82V83H189ZM144 83V84H143ZM161 83V84H160ZM187 83H188V85H187ZM200 83V84H199ZM148 84H149V86H148ZM153 84V85H152ZM186 84V85H185ZM189 84H191L190 86H189ZM254 84H256V82H254V81H252V83H251V85H254ZM66 85V86H65ZM73 85H74V87H73ZM152 85V86H151ZM164 85V86H163ZM180 85H181V87H180ZM10 86V87H9ZM168 86V87H167ZM183 86V87H182ZM185 86V87H184ZM188 88H187V87ZM192 86H194V88H192ZM151 87V88H150ZM155 87H157V88H155ZM161 87V88H160ZM50 88V87H49ZM49 88H47V89H49ZM143 88H145V89H143ZM147 88V89H146ZM172 88V89H171ZM181 88V89H180ZM21 89H23V90H21ZM67 89V90H66ZM143 89V90H142ZM160 89L162 90V91H160ZM164 89H165V91H167V93H165L164 92ZM191 89H193V90H191ZM25 90V91H24ZM65 90V91H64ZM146 90H147V92L148 93H146ZM156 90V91H155ZM177 91L176 92V94L174 93V91ZM178 90H180L179 91V93H178ZM18 91H24L22 94H24V95H20V96H16V94H17V92ZM110 91H112V92H110ZM33 92L35 93V96L34 97H37V95L36 94H38V96H40V89H38V88H35L34 90H33ZM115 92L117 93V94H115ZM121 92V91H120ZM156 92V93H155ZM158 92V93H157ZM110 93V94H109ZM162 93V94H161ZM174 95H173V94ZM188 93H189V95L191 96V95H193V96H195V97H189V95H188ZM193 93V94H192ZM61 94V95H62ZM154 94V95H153ZM156 94H157V96H156ZM172 96H171V95ZM183 94V95H182ZM185 94V95H184ZM102 95V96H101ZM162 95H166V97H169L170 99H171V101L167 104V103H165L164 102V100H162L163 98V96ZM178 95V96H177ZM180 95V96H179ZM182 95V96H181ZM186 95H187V97H186ZM144 96H146V95H144ZM148 96V95H147ZM109 97H112V98H109ZM158 97H159V99H158ZM162 99H161V98ZM174 97H177V98H181L180 99V101H179V99H177L176 98V100H177V102H173L172 103V100L174 99ZM68 98V97H67ZM72 98V99H71ZM99 98V99H98ZM103 99V98H105V99H103L102 101H100V99ZM173 98V99H172ZM186 98H189V100H187V101H183L182 103H181V101L182 100H186ZM44 99H45V102H44ZM47 99V100H46ZM70 99V100H69ZM109 99V100H108ZM158 99V100H157ZM68 100L69 101H72L73 100V96H69V98H68ZM105 100V101H104ZM108 100V101H107ZM103 101L105 102V103H103ZM113 101V100H112ZM161 101V102H160ZM24 102V103H23ZM95 102V103H94ZM142 102H143V105H142ZM150 102V103H149ZM20 103V104H19ZM44 103V104H43ZM98 103H100V104H98ZM152 103V104H151ZM173 104V105H171V104ZM185 103V104H184ZM191 103V104H190ZM39 105V108H37L38 107V105ZM94 104V105H93ZM107 104H108V106H107ZM110 104H112V105H110ZM148 104V105H147ZM164 104V105H163ZM175 104V105H174ZM196 104V105H195ZM101 105V106H100ZM123 105V106H122ZM124 105H125V107H124ZM145 105V106H144ZM166 105H169V106H166ZM187 105V106H186ZM194 105H195V108H194ZM12 106V107H11ZM27 106V107H26ZM28 106H29V108L30 109H35V111L34 112H29V108H28ZM179 106V107H178ZM191 106V107H190ZM69 107V106H68ZM118 107H119V109H118ZM127 107V108H126ZM147 107V108H146ZM159 107H163V108H159ZM176 107H178V108H176ZM182 107H183V109L184 110H182ZM193 107V108H192ZM16 108V107H15ZM27 108V109H26ZM86 108V109H87ZM90 108V109H89ZM117 108V109H116ZM136 108V109H135ZM152 108V109H151ZM174 108V109H173ZM181 108V109H180ZM187 108V109H186ZM188 108H190V109H188ZM207 108H208V111H207ZM23 109V110H22ZM109 109V110H108ZM124 109V110H123ZM148 111H147V110ZM166 111H165V110ZM169 111H168V110ZM172 109H173V111H172ZM199 109H201V112H200V110ZM206 109V110H205ZM24 110H28V112H26V111H24ZM97 110H98V112H97ZM118 110H120V111H118ZM136 110H137V112H139V113H137L136 112ZM140 110V111H139ZM171 110V111H170ZM175 110V111H174ZM188 110V111H187ZM193 110V111H192ZM198 110V111H197ZM22 111V112H21ZM39 111V114L38 115H36L37 114V112ZM70 111H74V110H70ZM105 111V112H104ZM133 111V112H132ZM143 111H146V113L145 112H143ZM154 111V112H153ZM156 111V112H155ZM166 113H165V112ZM205 111V112H204ZM216 111H218V110H216ZM10 112V113H9ZM82 112H84V111H82ZM97 112V113H96ZM123 112V113H122ZM127 112V113H126ZM143 112V113H142ZM175 112H177V114H175ZM183 112V113H182ZM25 113V114H24ZM29 113V114H28ZM36 113V114H35ZM70 113V114H69ZM75 113H76V111H74V112H68V113H66V115H69V116H73V115H75ZM121 113V114H120ZM148 113V114H147ZM155 113H157V114H155ZM161 113V114H160ZM162 113H163V115H162ZM174 113V114H173ZM185 113V114H186ZM201 113V114H200ZM9 114V115H8ZM32 116H35L34 118H36L35 120H32L31 122H30V120H29V118L31 117V115ZM71 114H73V115H71ZM79 114L81 115V112H79ZM87 114H89V113H87ZM95 114V115H94ZM111 114V115H112ZM167 114V115H166ZM29 115H30V117H29ZM127 116V118L125 117V116ZM2 116H4L3 118H2ZM5 116H6V118H5ZM24 117V119H23V117ZM27 116V117H26ZM119 116H121V117H119ZM10 117H8V118H10ZM106 117V116H105ZM2 118V119H1ZM5 118V119H4ZM27 118H28V121H26L27 120ZM104 119H105V121H104ZM121 119V121L123 122V120ZM1 120H3V121H1ZM5 120V121H4ZM7 120V121H6ZM104 121V122H103ZM38 122V123H37ZM100 122V123H99ZM7 123V124H6ZM62 123H66L67 124V122H62ZM82 123H84V122H82ZM87 123V122H86ZM108 123V120L105 122V124H107ZM26 124V125H25ZM29 124H30V126H29ZM71 124V123H70ZM104 124V125H105ZM17 125H19V123L17 124ZM32 126V127H31ZM198 126V125H197ZM37 127H39V128H37ZM193 127V126H192ZM199 127H201V126H198L197 128H193V129H195L194 131H195V133H194V131L191 133V134H195V135H197V133H199V132H197V129H199L198 131H200L201 132V130L202 129H204L203 128V126L201 127V128H199ZM32 128H35V129H32ZM38 130H37V129ZM247 129V128H246ZM29 130L31 131L30 133H29ZM33 130V131H32ZM36 130V131H35ZM18 131H21V129H19ZM36 132V133H35ZM189 132H188V135L190 134ZM34 134V135H33ZM200 134V133H199ZM28 135L30 136V137H28ZM183 146H189L188 144H184ZM41 158H39L38 159V161H36L35 160V164L33 163V161L31 162H27V161H25V162H23L25 165H26V167H27V165H28V167H27V169L24 167V166H22V165H20V167H22L21 169H22V171H23V169H25V171H27V172H29V173H31L32 174V176L33 177H38V175H37V164H40L41 163ZM263 162V161H262ZM33 163V164H32ZM136 163H139V161H132L131 162V166L133 165V164H136ZM34 165V167L35 168H33L32 166V168L30 167V165ZM261 164V163H260ZM251 169V171H249L250 173L249 174H254V175H256V173L258 172V171H260V172H258L259 173V175L257 174V176H253V178L255 179V181H256V179H260V180H262V182L261 181H259V180H257L256 182H254V184H253V186H252V188H255V189H257L256 191H254L255 189H252V192H249L248 191V189H247V191L249 192V193H251L250 194V196H251V198H252V201L253 202H251V201H249V202H244V204H246L247 203V205H245V207L246 206H250L251 205V203L252 204H259V205H262V206H264V191L262 192V189L264 190V176H262V175H264V171H263V173H261V171L262 170H264V168H263V166L261 165H259V166H257L256 168H253V167H250ZM35 169V170H34ZM36 171V172H35ZM248 174V173H247ZM256 177V178H255ZM261 177H262V179H261ZM36 179L37 178H33V179H31V180H28L27 182H26V180H25V185H24V187L26 186V187H28V188H31V189H33L34 191L37 189L36 187H38V180H39V177H38V179H37V182H35L36 181ZM31 182V184L32 185H30L29 183ZM129 181H134L133 179H132V177H130L129 178ZM33 182V183H32ZM259 182H260V185H261V183H262V185L263 186H259ZM133 183V182H132ZM256 184H258V186L256 187ZM29 185V186H28ZM260 189H261V191H260ZM37 191V190H36ZM253 191H254V193H256L255 195H252V194H254L253 193ZM262 192V193H261ZM130 193V192H129ZM128 193V194H129ZM249 193H247L246 192V194H248L249 195ZM131 194V193H130ZM257 195H258V198L256 199V198H254V197H257ZM259 195H261L260 197H262V198H260L259 197ZM249 196V197H250ZM158 198V199H157ZM150 199V200H149ZM259 199H261V200H259ZM263 199V200H262ZM258 200V201H257ZM260 201H261V203H260ZM40 202H42L41 200H36L35 202L33 201L32 202V205H34V204H38V203H40ZM120 202V201H119ZM119 202L117 203V201L115 202V201H113L112 202V207H111V209H113L112 211H110V212H107V213H105V214H103V215H106V217L107 218H110V221L108 222L109 223V225H108V227H109V231H115L116 230V232H122V230L123 229H125V227H123V225L122 224H124V222L127 220H129L130 222H131V224L133 223V221L135 222V220H136V222L135 223H133L132 225L130 224V226L132 227V228H136V227H134L135 225H137L138 224V222H139V218L138 217H136V216H133V217H131L130 216V210L128 209V208H124V205L123 204H121V202H120V204H119ZM152 202H155V208L157 209V208H159V206H160V208L162 207L163 208V211L164 212H166V210L168 209L169 210V213H172V212H174V210H172L171 209V211H170V209H169V207H174V206H176V207H182V206H184V207H187V204L184 202L183 204H182V202L183 201H181V200H174V199H172L171 200V205H169V204H166V200L165 199H163L162 200V198L160 199L158 196H149V197H147V199H146V201L144 202V204H147V205H150ZM162 202V203H161ZM175 202H176V204H175ZM179 204H178V203ZM181 202V203H180ZM149 203V204H148ZM39 205H42L41 203L39 204ZM123 205V206H122ZM166 205V206H165ZM174 205V206H173ZM150 207H153V205H151ZM167 207V208H166ZM247 208V207H246ZM126 209V210H125ZM243 211H247V209H244L243 208ZM176 212V211H175ZM127 213H129V214H127ZM166 213H168V211L166 212ZM165 213V215H168V214H166ZM124 214V215H123ZM172 214H175V213H172ZM22 215L24 216V218H25V220L24 221H22L21 223H20V227H21V229H22V226H23V229L22 230H24V231H31L32 229L33 230H35V229H38V227H39V224H37L35 221L34 222H30L34 217H33V215L31 214V213H22ZM122 216H123V218H122ZM125 216V217H124ZM129 219H128V218ZM136 217V218H135ZM175 217H177V214H175ZM244 217V216H243ZM243 217H241L240 218V220H239V218L237 219V218H235V222H237L238 224H239V227H242L241 229H243V226H244V223H246V222H249L250 221V219H251V217L250 218H246V216H245V218H243ZM2 218V217H1ZM118 218V219H117ZM191 218V219H190ZM195 218H197V217H194V219ZM202 219H203V221H205L206 222V220L204 219L205 218V216H203V217H201ZM200 217L199 218H197L196 220H198L197 222L199 223L200 222V225L198 224L197 226H199V227H203V229L201 230V231H203V232H201V231H198V233L197 232H193V233H186V236H194V237H197V235H198V237H197V239H199V241L196 239H194L193 237H192V239H190L191 241L193 240L194 242H196L197 241V245H199L198 247L199 248H192V249H189V248H191V247H188V246H183L184 244H183V242L185 243V244H187V243H192L189 239H186V240H184L183 242L181 241V242H177V244H180V245H182L181 246V248H171L170 250H168V248H167V250H166V252H169V254H178L179 253V258H182V259H184L185 260V258H186V260H187V257H189L190 255V257H191V259L193 258L194 260H198V259H200V260H198L197 262H200V261H204V260H202V259H205V260H207V261H209V259L210 260H215V261H226V260H228L227 259V257L228 256H230V254H231V252L233 253L234 251H236V249H237V247H238V245H237V243H235L236 241H240L241 239H239L240 238V236H238V235H236V237L234 238V239H230V240H228L229 242H227L226 243V245L227 244H231V242H233V244H236V246L234 245H232L231 247H225V242L227 241V240H224L225 242H223V240L221 241V240H218L217 239V242H216V238H214L213 236V234L212 233H210L211 231L209 230L208 231V229H209V227H208V224H207V226L204 224L203 225V223L204 222H201L202 221V219H201ZM117 219V220H116ZM121 219V220H120ZM131 219V220H130ZM193 217H189V222H188V227H190L191 225H193V223L194 222H192L193 220ZM216 219V218H215ZM241 219H242V222H241ZM247 221H246V220ZM1 220H3V219H1ZM120 220V221H119ZM138 220V221H137ZM192 220V221H191ZM196 220H194V221H196ZM218 220V219H217ZM113 221H114V223H113ZM119 222L118 224L121 226V228H120V226L118 225L117 226V223L116 222ZM190 221L192 222V224L190 223ZM245 221V222H244ZM197 222H195L194 223V225H196L197 224ZM12 222H10V223H7V224H2V225H0V235H1V237H3V238H5V239H11V237L12 238H14V236L15 237H17V235H16V233L14 232V230H13V228H11V224ZM126 223V222H125ZM137 223V224H136ZM202 223V224H201ZM214 223H215V221H214ZM214 223H212V224H214ZM193 225V226H194ZM202 225V226H201ZM38 226V227H37ZM114 226V227H113ZM115 226H117L116 228H115ZM215 226H216V223H215ZM29 227V228H28ZM114 229H113V228ZM138 227V226H137ZM192 227V226H191ZM27 228H28V230H27ZM40 228V227H39ZM205 228V229H204ZM211 228V227H210ZM20 229V230H21ZM31 229V230H30ZM118 229V230H117ZM132 231V230H131ZM130 231V232H131ZM210 233V234H208V232ZM238 231H240V230H238ZM136 231H134V229H133V231L131 232V233H133V234H136L135 233ZM220 232V231H219ZM197 233V234H196ZM208 235H207V234ZM221 234V233H220ZM33 235H34V233H33ZM35 235H37L36 233H35ZM34 235V236H35ZM201 236V237H200ZM36 237V236H35ZM204 237H206V238H204ZM213 239H212V238ZM244 238H242L243 239V241L244 242H247V243H245V244H251V241L254 243V244H258V243H264V236L263 237H256V238H258L257 239V241H255V239H250V237H245V236H243ZM40 239V240H37V239ZM237 238V239H236ZM263 238V239H262ZM205 240V242L203 241V240ZM215 239V240H214ZM14 240V239H13ZM54 240H55V242H54ZM104 240V239H103ZM187 240H189L187 243H186V241ZM232 240V241H231ZM236 240V241H235ZM246 240H248L249 241V243H248V241H246ZM260 240H263V241H260ZM49 241H52V242H54V243H50ZM49 241H47V240H45V239H43V238H41V237H36L35 239H32L30 242H29V244L27 245L28 247H27V249H25V248H22L21 246H18V245H16L17 244V242H16V244L13 242V241H11V243H10V245L8 246L9 248H7V246H5L6 248L4 249V251L6 252L7 250L8 251H10V252H19V253H25V250H26V253H27V256H29L30 254H32V255H34V257H35V259H41L40 257L42 256V254H44V253H42L40 250L43 248V249H45V248H47V250L49 249V251H52L56 246H58V247H61V250H65V251H67V252H69V253H75L74 252V250L72 249V250H70L71 248L70 247H68L69 249H67V248H63V246H64V244H63V242H60L59 240H57L58 242H56V239H53V240H49ZM210 241V242H209ZM220 241V242H219ZM242 241V242H243ZM15 244H13V243ZM35 242V243H34ZM40 244H39V243ZM46 242H48V243H50V244H48V243H46ZM60 242V243H59ZM219 242V243H218ZM241 242V241H240ZM239 242V243H240ZM241 242V243H242ZM18 243H20V242H18ZM103 243V242H102ZM104 243H106V242H104ZM198 243H201V244H198ZM205 243H207L208 244V246L205 244ZM220 243H223L222 245H219ZM252 243V244H253ZM37 244H39V245H37ZM42 244H44V245H42ZM47 246H46V245ZM170 244V243H169ZM54 245H56V246H54ZM63 245V246H62ZM196 245V246H197ZM200 245L202 246V248L200 247ZM204 245L206 246L205 248H207L206 250H204L205 248H204ZM210 245H214L216 248H211L210 247ZM223 245H224V247H223ZM30 246V247H29ZM40 246H41V248H40ZM45 246V247H44ZM48 246H50V247H48ZM51 246H53L52 248H51ZM13 248V249H11V248ZM15 247V248H14ZM38 249H37V248ZM183 247V248H182ZM1 248H3L1 245H0V249ZM17 248V249H16ZM50 248H51V250H50ZM57 248V247H56ZM186 248V249H185ZM187 248H188V250H187ZM202 249V251H205L206 252V254L207 255H209L210 253H209V251H208V249L210 250V252L212 251H214V250H216L215 252H211L212 254L211 255H215V257H213V258H210L209 256H211V255H209V256H204L203 254L205 253V252H201V249ZM211 248V249H210ZM224 248H225V251H224ZM10 249V250H9ZM19 249V250H18ZM21 249H23V251L21 250ZM34 250V252H35V249H36V252L34 253L33 252V250ZM178 249V250H177ZM181 249V250H180ZM195 249H198V251L197 250H195ZM214 249V250H213ZM221 249V250H220ZM226 249H227V252H226ZM229 249V250H228ZM256 249V248H255ZM30 250H32L31 252H29ZM37 250L39 251V252H37ZM173 250V251H172ZM194 250H195V252H194ZM230 250H231V252H230ZM257 250V249H256ZM21 251V252H20ZM182 251V252H181ZM197 251V252H196ZM224 251V252H223ZM229 251V252H228ZM171 252V253H170ZM39 253V254H38ZM186 255H185V254ZM199 253V254H198ZM200 253H202V254H200ZM216 253H217V255H216ZM166 254H168V253H166ZM182 254V255H181ZM188 254H190V255H188ZM194 254V255H193ZM218 254H220V256L222 255H224L225 256V258H224V256H223V258L224 259H222V256L220 257ZM228 254V256H226ZM181 255V256H180ZM200 255V256H199ZM40 256V257H39ZM175 256V255H174ZM183 256V257H182ZM184 256H186V257H184ZM218 258H217V257ZM189 257V258H190ZM200 257V258H199ZM212 257V256H211ZM82 258V260L83 261H85L86 262V260H85V258H83V257H81ZM179 258H178V260H179ZM188 258V259H189ZM192 259V260H193ZM221 259V260H220ZM226 259V260H225ZM230 259V258H229ZM193 260V261H194ZM58 261V260H57ZM62 260H59L58 262H61ZM170 262V261H169ZM169 262H167L166 264H171V263H169ZM56 264H58V263H56ZM60 264V263H59ZM61 264H70V262L68 263V260L66 259V260H64L63 261V263H61ZM183 264V263H182ZM197 264H201V263H197Z\"/></svg>","mask_w":264,"mask_h":264}]
</instances>
